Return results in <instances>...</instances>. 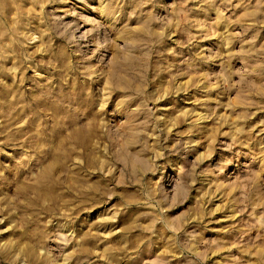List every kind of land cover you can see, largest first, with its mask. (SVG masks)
<instances>
[{
    "label": "rangeland",
    "instance_id": "rangeland-1",
    "mask_svg": "<svg viewBox=\"0 0 264 264\" xmlns=\"http://www.w3.org/2000/svg\"><path fill=\"white\" fill-rule=\"evenodd\" d=\"M0 264H264V0H0Z\"/></svg>",
    "mask_w": 264,
    "mask_h": 264
}]
</instances>
